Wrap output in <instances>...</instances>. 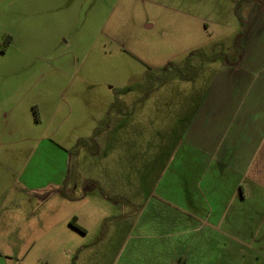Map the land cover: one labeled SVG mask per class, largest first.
<instances>
[{"label": "rangeland", "instance_id": "obj_1", "mask_svg": "<svg viewBox=\"0 0 264 264\" xmlns=\"http://www.w3.org/2000/svg\"><path fill=\"white\" fill-rule=\"evenodd\" d=\"M248 1L0 0V264H182L181 245L264 264L260 215L225 216L243 245L198 229L191 247L154 230L175 216L146 193L178 173L157 147L198 95L262 78L264 0Z\"/></svg>", "mask_w": 264, "mask_h": 264}, {"label": "crops", "instance_id": "obj_2", "mask_svg": "<svg viewBox=\"0 0 264 264\" xmlns=\"http://www.w3.org/2000/svg\"><path fill=\"white\" fill-rule=\"evenodd\" d=\"M261 65L264 67V63ZM236 74L238 75V72ZM237 77L229 78L227 83L219 82L218 87L222 91H219L217 96L198 95L196 110L184 114L182 124L177 125L176 129H169L176 125V122L167 129L169 136H178L177 141L165 139L163 144L157 147L166 151L168 156L171 151V156L179 157L183 163L176 167L177 174L168 176L167 186L170 187H165L164 192L157 190V178L155 187L152 182L146 191L156 198L166 209V213L175 216L173 220L163 224L151 222V226L159 225L154 230L170 228L174 233L169 236L178 234L183 237V241L191 238V247L198 245L199 236L193 235L198 229L217 235L223 234L226 240L243 245L242 239H236L237 233L241 232L236 226V217L226 219L227 214L239 215L240 218L244 215H260L258 221L264 222V212L257 210L260 208L244 203L250 198L264 201V68L262 78L255 80V85L250 90V84L246 86L239 95L234 93L239 82ZM179 141L184 143L182 148ZM187 161H190L191 168H187ZM221 198H226V202L223 208H216L217 200ZM145 205L144 208L148 203ZM142 206L137 207L138 213L140 212L138 218L144 215ZM138 222L139 220L134 228L137 225L142 226ZM239 224L242 225V230H245V220ZM212 237L208 240L214 241ZM183 247L170 258L174 261L179 259L182 264H210L236 260L233 257H219L207 262L202 258L200 261L201 257L194 256L192 251L186 249L182 252ZM160 261L166 264V261Z\"/></svg>", "mask_w": 264, "mask_h": 264}, {"label": "trees", "instance_id": "obj_3", "mask_svg": "<svg viewBox=\"0 0 264 264\" xmlns=\"http://www.w3.org/2000/svg\"><path fill=\"white\" fill-rule=\"evenodd\" d=\"M249 1H250V0H249ZM249 1H248V2H249ZM70 223H71V225H72L74 228L79 229V230H81V231H84V228H82L80 225L77 224V222H76V218H75V217L72 218V220L70 221Z\"/></svg>", "mask_w": 264, "mask_h": 264}]
</instances>
